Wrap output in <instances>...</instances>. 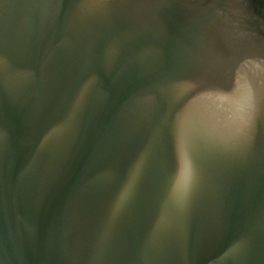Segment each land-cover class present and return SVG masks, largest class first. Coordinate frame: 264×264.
Masks as SVG:
<instances>
[{
  "label": "water",
  "instance_id": "obj_1",
  "mask_svg": "<svg viewBox=\"0 0 264 264\" xmlns=\"http://www.w3.org/2000/svg\"><path fill=\"white\" fill-rule=\"evenodd\" d=\"M0 264H264V0H0Z\"/></svg>",
  "mask_w": 264,
  "mask_h": 264
}]
</instances>
